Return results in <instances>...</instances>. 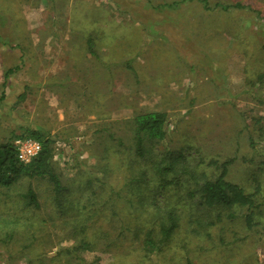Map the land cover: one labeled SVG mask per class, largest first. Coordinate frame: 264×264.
<instances>
[{
	"label": "rangeland",
	"instance_id": "1",
	"mask_svg": "<svg viewBox=\"0 0 264 264\" xmlns=\"http://www.w3.org/2000/svg\"><path fill=\"white\" fill-rule=\"evenodd\" d=\"M171 1L179 0H0V143L42 132L63 185L75 187L63 202L77 205L53 212L43 178L0 187V264H264V203L251 230L240 216L206 226L216 210L183 194L191 180L158 190L152 172L153 161L182 154V164L210 178L211 161L233 158L228 179L250 192L257 177L264 199L255 121L264 117V18L214 6L238 0L162 5ZM240 1L264 15V0ZM151 110L167 113L165 137L138 159L131 119ZM251 136L262 139L259 154ZM143 170L146 180L130 185ZM29 186L39 208L24 203ZM90 194L97 204L85 207ZM164 204L178 207L179 227L149 254L141 239ZM80 239L91 249L72 250Z\"/></svg>",
	"mask_w": 264,
	"mask_h": 264
},
{
	"label": "trees",
	"instance_id": "2",
	"mask_svg": "<svg viewBox=\"0 0 264 264\" xmlns=\"http://www.w3.org/2000/svg\"><path fill=\"white\" fill-rule=\"evenodd\" d=\"M192 1V0H190ZM202 4L205 9H211L208 5L207 0H197ZM187 2V0L171 1L169 3L162 4L163 6L175 8L179 4ZM224 10L227 9H242L248 10L264 18L263 11L258 8H254L250 3H244L240 0L235 1L230 4H215ZM15 46H18L22 52H25L23 44L19 42ZM86 46L90 54L97 56L94 51V43L91 37H88L86 41ZM19 68V65L9 68L6 70L4 77L9 73L15 71ZM259 77L264 78V71L261 72ZM4 97L2 92L0 95V100ZM264 118V117H263ZM261 116L256 118V122L260 123L259 135L263 138V143L259 147L263 148L262 154L264 155V120ZM263 120V121H262ZM168 123V115L166 112L161 110H151L145 112H139L133 115L131 119V150L135 157L147 159L151 156L153 150L149 146L151 144L161 141L165 137L166 125ZM262 133V134H261ZM35 137L41 142L40 152L33 157L28 163H22L17 156V152L13 143L10 141H5L0 143V187L8 188L12 184L18 182L21 179H36L43 178L46 179L51 184L53 198V212L57 215L65 214L67 208L65 206H71L75 209L77 205H73L69 201L63 202L65 197L63 196V191L67 188H75L73 184L63 185L59 174L56 172L52 162V147L51 140L47 137L44 138L42 132L33 130L28 134ZM24 136V135H23ZM21 137V136H20ZM254 137H249V145L253 151V154H259V141ZM183 159V155H177L174 157L164 158L161 162L153 161L152 172L156 175L155 182L158 184V190L164 189L166 186L175 185L180 179L191 180L194 187L184 190L183 194L187 197L197 198L199 204L206 210H216L213 219L207 221V225H212L221 218L233 219L238 216L243 218L244 225L246 229L251 230L256 224L255 215L262 213V207L264 199L261 195V183L257 177H253L254 189L253 191L246 192L244 187L235 181L228 179L227 174L230 164L233 162V158L224 159L221 162L215 160L211 161L210 164L214 165L216 169V174L213 177H206L205 175H196L186 167V165L180 162ZM262 173L264 174V159L262 161ZM173 172L174 180L168 179V173ZM146 180V174L144 170L141 174L134 176L131 181L132 183H137ZM84 184H89V180L84 181ZM100 184V183H99ZM179 184V183H178ZM179 188V187H178ZM73 192H75L73 190ZM116 192L114 191L113 195ZM24 203L31 205L35 208H39V203L36 199V195L31 188L27 187L25 193L22 194ZM85 207L89 204H97L94 195H86L84 197ZM66 204V205H65ZM107 207L103 208L102 211L106 210ZM238 211V214H237ZM114 211H112L113 214ZM155 217L159 220V223L152 227H148L141 239L143 250L149 254H155L162 250L164 246L171 240L173 234L179 227V210L178 207L173 205L164 204L162 206L154 208L153 211ZM98 214V215H99ZM108 217V215H103ZM127 229L124 224L119 225V231L122 232ZM31 241L33 239H30ZM35 241V240H34ZM33 242H28V244L22 245V251L31 246ZM77 247H72V250L78 249H91V243L85 239H80ZM70 251V250H69ZM37 258V257H36ZM32 262V261H31ZM188 262V261H187ZM33 264V263H30ZM37 264V262L35 263Z\"/></svg>",
	"mask_w": 264,
	"mask_h": 264
},
{
	"label": "built area",
	"instance_id": "3",
	"mask_svg": "<svg viewBox=\"0 0 264 264\" xmlns=\"http://www.w3.org/2000/svg\"><path fill=\"white\" fill-rule=\"evenodd\" d=\"M12 143L22 163H28L41 150V142L30 135L17 137Z\"/></svg>",
	"mask_w": 264,
	"mask_h": 264
}]
</instances>
